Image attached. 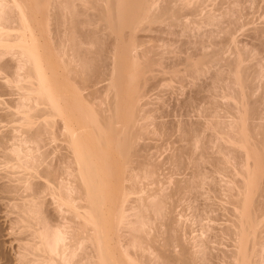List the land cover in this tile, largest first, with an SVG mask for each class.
I'll list each match as a JSON object with an SVG mask.
<instances>
[{"label": "bare ground", "instance_id": "obj_1", "mask_svg": "<svg viewBox=\"0 0 264 264\" xmlns=\"http://www.w3.org/2000/svg\"><path fill=\"white\" fill-rule=\"evenodd\" d=\"M49 2H50V0H0V75L1 76L3 75L2 80L3 79L6 80V81H4V82H6L5 84H4V82H2V83L0 82L1 83L0 84V97H1V95H6V94L9 96H10V94L13 95L14 92L16 93V94H14V96L15 95L18 96V98H16V99L14 96H13L14 98L13 97L9 98L10 101L5 99V101H7V102L4 101L5 104H3V105L8 104L7 107L16 108L15 110H17V112H13L14 110H10V111H12L11 114L9 113V115H8V113H5L6 115H8L5 117V119H6V122L8 121V124L10 122L12 124L16 122L15 125H17L19 123L20 127L18 126L16 128H18L19 132H21V134L19 133V135H21V136L16 135L17 137L19 136L18 137L19 139L16 137L18 139L17 141H19V142L17 144L14 143L15 145L9 146V147H13V148H11V150L9 148L10 151L8 150V153L10 152V154H8V153L6 154L4 152L5 154L3 155V158L6 161L5 164L11 165V168L14 170V171L12 170L14 172V174H17V172H16L17 170L23 172V173L20 172L21 174L18 172L21 177L20 178L18 177L19 179H17V182H18V180H21L24 183V185L26 184V187L29 188L30 191L32 190L31 193L29 192V194H32L31 200L29 198L28 199L30 201L28 199H26V201H25L24 200L25 198L23 199V202L24 201H25V203L27 202L26 203L27 205L22 202V204H24L25 206L21 207L22 205L20 204V202H19V204L21 206H19V204L16 203L18 205L19 211L21 212V214H20V212L16 211V212H18V215L20 214L19 216H21L20 217L21 220L19 217H17V220L20 221V222L19 221L18 222H19V224H21V226H19L18 223L16 224V222H14V223L17 225V227L18 226L22 227V229L19 227L17 228L21 232L25 228L26 231L28 230L27 232L26 231L25 232L29 235L28 232L31 231L32 235L30 233L31 236L29 235L30 236L29 238L31 239V237H32V241H33L32 242L29 239L28 244L26 243L27 240L23 242V243L27 244L28 246L27 245L23 246L21 244L22 242L20 243V241H19V243L23 247L20 246V248H22V250L21 249L17 250V251H19V250L21 251V255L19 254L20 251L18 253L20 255L19 259L17 258L19 260L18 264H195L196 257L194 254H196L197 257H199L201 255L203 249H200V248L202 246H204V250H205V245H206L205 241L206 240L201 242V240L199 239L200 242H198V245L195 244L199 248L198 253H196L197 250L194 253L193 250H190V248L192 249V247L189 248L188 245L186 246L184 244L185 242L182 241V237L180 239L179 237H177L176 234H174L173 232L171 234H169L170 232H168V231H167L168 235H165V233L163 234L162 230L160 231V227H159V229L156 228L158 225L163 226L162 224H157V221H155L156 215L161 214L163 217H165L164 214H162V211L164 212L165 207H163L164 210L161 208V206H165V205H163L165 202L161 201L162 198L160 199V202H156L155 204H152V202L149 204L145 202V201L148 202L149 199L144 200L145 198L143 199V198H138V197H137V199L132 198L134 194H137L140 192L138 189L139 185H137V187H136V183H137L136 181L137 180H135V178L137 176H134L135 174L132 175V173H133L132 171L137 168L136 164H135L136 166H133L135 163L134 158L136 156L135 155L136 154L135 153L136 148H135V152H134V147H136V146H134V144L137 143L136 142L137 140H132L131 136L133 137V133L129 132V130L132 131V129H133V128L131 129V126H134V124H133L134 118L133 117H134V114L136 112H134V114H132L133 115L132 118L127 120V122L123 125V128L120 130V132L116 131L117 125L119 124L118 122H117L118 123L117 125H115L116 121L114 122V120L113 121L111 120V122H110V120H108L109 123H106V122L103 123V118L101 117V115L102 116L105 115L103 112L105 109L102 111L103 114L101 112L102 109H100V111L98 112L97 108L99 107V105L95 106V107H97V108H95L94 105L96 103L93 104V99H91L92 102H90L91 101L90 99H89L90 101L87 100L88 99L87 97L91 98L90 97L91 93L89 92L90 95L88 93H85L86 94L85 95L84 94L85 91L82 93V91L86 90V89H87L86 90L87 92L92 91L90 89H93V87L95 86V83L88 82L90 80H88L87 78L93 77L92 75L90 76L88 74L89 75L88 77L85 76V74H86L85 72H87L86 70L88 69V67L92 66V65L91 66L88 65V63H90V61H88V63H87L88 67L86 64L84 65V66H86L87 69L83 68L84 70H82L81 66L84 62L87 61L86 60L87 58H85L86 56L84 57V54L82 53L83 51L80 54L83 55L84 59L82 60L80 58H77V57H79V56H76L77 54L79 55V53H77V52H80V50L79 49L75 50L76 47L74 48L73 43L71 44V42L73 41V38H75V36H76L75 35L76 32L71 31L72 33H74V35H71V36H74V37L72 39L70 37L66 39V38H64V36H62L65 33L62 32V33H64V34H62L61 33L62 29H60L58 27L60 30L58 31L55 28L56 32H53L54 35L55 34L57 35V37H56V35L55 36L50 35V34H52V31L54 29L52 30L50 28L51 22L49 19L46 20L44 24L42 22H38L39 24L36 23L38 16L40 15V13H42L40 11L42 8V5L44 8H46L48 6V11H49V8L51 7V4H49ZM65 2H66L65 0H64V3L62 1L63 6L65 5ZM118 2H119V4H117ZM56 3H57V1H56ZM56 3H54V4H56ZM105 3H104V5H105ZM68 4L70 5L69 2H68ZM73 4H75V3H73ZM114 4L118 7V8L116 7V9H118L117 13L119 12L118 14H120L121 12L123 13L126 10L132 11V14L131 15L129 14L130 17L129 16L127 17V15H128L127 13H126V15H125V13H123L125 15V17H127V19H126L122 15L124 20L126 19V22H127L128 18H130V20H128V22H131V21H133V23L135 21L137 22L139 20V18H141V17H139V15L140 16L143 15V14L142 15L139 14L140 10L135 9L133 7L134 5L132 3V0H119V1L116 0L114 2ZM61 5H59V7ZM66 5H67V2H66ZM76 5H75V7H76ZM52 7H54V6H52ZM66 7H68V5ZM65 8L64 9L62 8V9L65 10ZM133 8H134V11H133ZM95 14H97V13L95 12ZM159 16H160V14H159ZM80 18H78V19H80ZM104 18H106V17H104ZM96 19H97V17H96ZM117 19H119V18H117ZM211 19H213V18H211ZM124 20L122 19V22ZM212 22H214V20H212ZM212 22H211V24H212ZM85 24H87V23H85ZM119 25H121V24H119ZM58 26H59V24H58ZM78 26H79V24H78ZM95 29H97V28H95ZM87 31H88V29H87ZM65 32H67V31H65ZM58 33L61 36L58 37ZM78 34H81V32ZM89 35H91V34H89ZM53 36L56 37V39L54 38L56 40V43H55V40L52 42ZM78 36H79V38H78ZM78 36H77V39L80 40V37H81L84 41V37H82L80 35H78ZM100 37H102V36H100ZM57 38H60V39H57ZM69 39H71L70 44L74 48L73 50L76 51V54H75L76 57L71 55V54L75 53L73 51H71V52H73L71 54L67 53V47L70 46L68 44ZM91 40H90L91 44L92 43L95 44L98 42L97 40H96V42H94L95 39H91ZM83 41H82V43L80 41H78V42L83 44V43H85V41L84 42ZM224 42H225V40H224ZM76 43H74V44H76ZM131 44H132V42H131ZM216 45H217V43H216ZM71 46L68 48L69 49L68 52H70V49H72ZM75 46H78V45H75ZM105 46H106V44H105ZM220 46H222V45H220ZM225 46H227V45H225ZM133 47H134V45H133ZM90 51H91V49H90ZM95 52H97V51H95ZM86 53H88V52H86ZM202 53H204V52H202ZM68 54H69V56L71 55V57L75 61L76 60L78 61V59L80 60L81 64H80V62H79V64L81 66L79 68L82 70L81 72H79L80 69H77L78 66L77 67L74 66V68L76 67L75 69H77V70L72 68L73 65L75 64V61L71 60V62L74 61L72 63L73 65H72L71 62L68 60L69 59L68 58L69 56L67 57ZM192 54L194 55V53H192ZM215 54H216V51H215ZM206 55L208 56V54H205L204 56L207 57ZM219 55H221V54H219ZM219 55L217 54L216 56L220 57ZM71 57H70V59H71ZM244 57L247 58V55ZM249 57L250 56H248V58ZM196 58H198V57H196ZM202 58H204V57L202 56ZM215 58H217V57H215ZM239 58L237 59V63H238V60L240 62ZM190 59H191V57H190ZM194 59H195V57H194ZM208 59H206V61ZM211 59H210V61H211ZM234 59H236V58H234ZM84 60H86V61H84ZM203 60H201L200 62H198V61L197 62H198V64H201L205 68L206 62H205V60L203 62ZM213 60H214V57H213ZM214 62H217V61H214ZM227 62L229 64L230 60ZM235 63H236V60H235ZM137 64H138V62H137ZM139 64H140V62H139ZM230 64L231 65L229 66L226 63V65L229 66L228 68H231V67L233 68V71H232V69H230L228 71H230V72L232 71L234 75H235L234 72H237L239 70L240 71L244 70L243 66L241 67V63H238L236 65L237 66L239 65L242 69L239 66H238L239 68H237L234 65V63L232 64L230 62ZM76 65H78V62H76ZM95 65H96V63H95ZM192 66H190V67H192ZM199 66L200 65L196 66L199 69H196V67H195L196 70H194L192 67L191 70L193 69L195 72L197 70L199 71L200 69L203 68L202 66H200L201 68ZM139 68H141V67H139ZM92 69H93V67H92ZM74 71L76 74H72V73H74ZM94 71H95V69L92 70L93 73H94ZM95 72H97V71H95ZM242 72H240V73L237 72V73H239V75H241ZM193 73L194 72H192L191 74H193ZM229 73H228V75H229ZM82 75H84V76H82ZM136 75H137V73H136ZM199 75H200V73H199ZM245 75H246V73H245ZM1 76H0V78H1ZM194 76H196V75H194ZM221 76H222V74H221ZM237 76H238V74H237ZM237 76H235V77L233 76V77L236 79ZM247 76H249V75H247ZM224 77L225 76L223 74V78ZM241 77L243 78V75L237 77V80H235L236 83L234 81L233 82H234V85L236 84L235 85L236 88L243 85L242 86L243 88L242 87L239 88V91L241 89H244L243 91L241 90L240 92H242L244 94V95H242L243 97H246L245 96L246 94L244 93L245 92L244 85L247 81H249V79L248 78L246 79V76H244L245 77L244 81H242V80H240V79H242ZM97 78H98V76H97ZM99 78H101V77H99ZM131 78H129V79H131ZM89 79H92V78H89ZM227 79H228V77H227ZM255 79H256V77H255ZM132 80H131V82L129 81L130 85L132 84ZM220 80H219V82L223 81V80L222 81H220ZM238 80H240V81H238ZM99 81H101V80H99ZM214 81H215V79H214ZM225 81H226V78H225ZM237 81L240 83L242 81L240 86H239L240 83H238ZM95 82L97 83V81H95ZM229 82H231V81H229ZM89 83H91L92 86L94 84V86L92 87ZM212 84H214V83H212ZM97 85H98V83H97ZM246 86H249V85H246ZM90 87H92V88H90ZM232 88H233V86H232ZM236 88H234V89H236ZM215 89H217V88H215ZM227 89H229V87ZM249 90H251V89H249ZM94 91H95V89H94ZM94 91H92V94L95 95L96 91L95 92ZM239 91L237 89V91H235V92L231 91V92L234 93V95L237 94V96H238ZM229 92H227V93L229 94ZM224 93H226V92H224ZM70 94H72V96ZM228 94H225V95L230 96L232 99L234 97H236V95L233 96V94L232 95H228ZM250 94H252V93H250ZM94 95H92V96H94ZM222 95H223V93H222ZM95 96L93 98L95 100H98L99 98H98L97 94ZM239 96H241V95H239ZM239 96L237 98H235V100L237 101L241 98L242 102H243L244 98L242 96L239 98ZM3 97H5V96H3ZM99 97H100V95H99ZM220 97H223V96L220 95ZM11 99H13V100H11ZM247 99H248V101H250L249 98H247ZM229 100H227V101L229 102ZM245 100L246 99H244V102H243L244 104H242L241 100L237 101V103L240 102L243 105V108H242V106H240V105L237 106V104H236V106L238 107L236 109H239V107H241L238 111L233 110L235 112H238L237 114H235L234 112H230V111H232L231 108L233 106L229 107L231 109V110L229 109V113H231V115L229 114V117L232 116L235 119L234 121H231L229 124H227V122L223 123V122L219 121L221 123L217 124V125H215V123H214L215 121L213 122L214 125H212V126H214V127L211 126V128L216 130L215 131V132H217V133H215V134H217L216 138H217V140H220L219 144L217 143L218 141L216 140L217 141L216 143L219 146V149H217L216 151L220 155H217L218 158L214 157L210 154H205V155H208V156L210 155V156L215 158V159L212 158L213 160H215V162L214 161L212 163L210 162L212 164V169H213L212 171H215L213 173H215V175L217 173H219L218 175L222 176V177H220V179H223V180H225L227 177H230L231 178V179L229 178L230 180H227L228 178L226 180H227V182L229 181L233 184V185L230 184L233 187L230 186V189L228 188V192L226 191V193H227L226 195L229 196L228 197L229 200L226 199V201L228 200L227 201L228 204H231V206H233L232 207L233 210L230 207L231 208V211H230V208H228L227 206H225L224 203L221 202L225 208L226 207L228 208L227 209L228 212L229 211L231 212V216L227 215L230 218L227 217L228 220L225 218L231 224L229 223V226L226 225L223 227V225H222L223 222H222V224H221L222 229H221L220 233L222 232L221 236L224 237L225 239L230 238L231 240H233V242H235V243H233L234 244L233 247L235 250L233 249L231 251L233 253H231L230 255H228V253L230 252L229 250H228L229 252L227 253V255L224 252L223 253L226 255V257L231 259L230 262L233 264H260L261 260L263 261V259L259 258V256L261 254L262 255L264 254L263 253L264 252V237L261 234L263 230L261 231L259 229L262 226L261 225V217L263 219L262 214H263L264 208L259 203V202H261L259 200L260 198L257 199L256 196L264 197V182L257 184V179H258L259 173L264 171V137H262L263 135H261L262 134L261 131H263V130H261V129H263V128H261V126H260L261 129H258V130H257V128L259 126L257 128H254V129L252 126L253 121L251 119H254V121H255L256 116H254V115L256 113L258 116V112L255 113V111H254L255 107L252 108L253 107L252 105L254 102L253 103L249 102L248 104L251 103V105L249 106L248 104L245 105V103L248 102L247 100H246L247 102H245ZM137 102H139V101H137ZM213 102H211V103H213ZM244 105H245V107H244ZM135 106H137V105H135ZM254 106H256V104ZM6 108H4V109H6ZM215 108H217V107H214V109ZM241 109H243V110H241ZM71 110H73V111H71ZM218 110H219V107H218ZM255 110H257V109H255ZM106 111H109V110H106ZM111 111H113V109H111ZM115 111H116V109L114 110V112ZM118 111H117V114H118ZM98 113L99 114L101 113V114L99 115ZM105 113H107V112H105ZM2 114H4V113H2ZM5 114H4V116H5ZM214 114H216V113H214ZM221 114H224V113L221 112ZM118 117L119 116H117V118ZM5 119L3 118L4 121H5ZM223 119H224V117H223ZM105 120L107 121L106 118H105ZM11 123H10V125H11ZM209 123H210V121H209ZM22 128H23V130H22ZM203 129H205V128L201 127V130H203ZM12 130H11V132H12ZM139 130H141V129H139ZM259 130H261V131H259ZM11 132H9L10 135H12ZM16 132H18V130H16ZM129 133L132 135H130ZM192 133H194V131H192ZM134 134L135 135H134L133 139H135V136H137L136 133H134ZM201 134H202V132H201ZM139 136H141V135H139ZM193 136H192V139H194ZM198 136L200 137L199 134H198ZM14 138H15L14 136L11 137V139H13L15 141L16 138L15 139ZM196 138H198V137L196 136ZM6 139H7V137L5 139H0V147L2 149L4 148V150L5 149L7 150L8 149L7 144H9L11 141H13V140H10L8 143ZM9 139H10V137H9ZM136 139H137V137H136ZM5 141L7 144L5 143ZM197 141H198V139H197ZM197 141H195L196 144H198ZM134 142H136V143H134ZM214 143H215V141H214ZM48 147H49V149H48ZM214 148H216V147H214ZM205 151L207 152V149ZM201 153H202V151L200 152V154ZM1 154H3V153H0V157H2ZM215 154H216V152H215ZM199 160H201V159H199ZM207 160H206V162L209 163V161H207ZM210 160H211V158H210ZM5 161H3V162H5ZM198 162L199 161H197V163ZM210 163H209V165H211ZM230 164L231 165L234 164L235 169L236 170L238 169V170L236 171L235 169H233L234 166L230 167ZM238 164H240L241 167L238 166ZM6 166H5V168H6ZM143 166H144V163H143ZM143 166H141V167L143 168ZM236 166L240 167V168H237ZM134 167H136V168L134 169ZM231 168L235 172L233 170H230ZM208 169H210V168H208ZM9 170H10V168H9ZM139 171H141V170H139ZM145 172H147V171H145ZM192 172H195V171H192ZM200 172H202V171H200ZM209 172H207V173H209ZM233 172H234V175H233ZM8 173H10V172H8ZM138 173H140V172H138ZM207 173H205V174H207ZM235 173H238L237 175H241L243 177V179H240V180L236 179L237 177H240V178H242V177L236 175L237 177L235 178ZM147 174H149V172ZM197 174L200 177L201 173L200 174L197 173ZM197 174H196V172L194 173V175H197ZM142 175H143V173H142ZM202 175L203 174H201V176ZM208 175L206 176V179L208 178ZM215 175H212V176H215ZM10 176L12 177V174L9 175V177ZM139 177H140V175H139ZM149 177H150V175H149ZM2 178H3V176H2ZM13 178H15V177L13 176ZM16 178H17V176H16ZM41 178L46 181L45 183H47V184H44V185H46L47 187L44 186V188H43V184L41 185V183L39 181ZM143 178H146V177H143ZM214 178L217 181V178L216 177H214ZM136 179H138V178H136ZM139 179H141V177ZM9 180H11V178H9ZM34 180L36 182H34ZM44 180H42L43 181L42 183H44ZM212 180H213V178H212ZM13 181H15V180L13 179ZM37 181H39V182H37ZM218 181L220 182V180H218ZM19 183H21V182L19 181ZM38 183H39L40 187L42 186L41 189H44V191L47 190L51 194V195H49V193L46 191L48 193V197L53 195V197L55 199L54 204L58 205L56 207L57 211L55 210L54 212L55 213L56 212L62 213L59 215L56 213L57 215H55L58 217L62 215L60 218V221H63V222H60V221H59V223L56 222V224L58 223L57 226L55 224H53L54 219H52L53 218L52 216L55 213L54 212L50 213L51 216H49V214L47 215L48 211L46 213H45V211L48 209L46 208V210H45V208H43L44 206H42V203H41L42 201L45 203V201L42 200L41 198L39 199L40 194L37 195L39 190L37 191L38 186L36 187L35 184H38ZM5 184H8V183H5ZM22 184L19 186H22ZM190 184H191V182H190ZM203 184H205V183H203ZM13 185H12L11 191L9 189H7L9 187V185L8 186L6 185L7 188L4 187L3 191L7 190L6 192L9 191L10 192L9 194H11L12 191H16V192L19 191L18 189H20V188H18L17 184L14 185L18 188L16 190L13 188ZM185 186L186 185H184V187L183 186L182 187L185 189H188ZM223 186H224V184H223ZM45 187H46V189H45ZM179 187H181V185H179ZM189 187L191 188V186H189ZM10 188H11V186H10ZM27 188H25V186H24L25 190H27ZM29 189L27 191H24V190H22V191L26 195V192H28ZM38 189H40V188H38ZM41 189H40V191H41ZM144 189H143V191H144ZM207 189H209V188H207ZM222 190L225 191V189H223V187H222ZM44 191H43V194L44 193L46 194V192H44ZM143 191H141V192H143ZM180 192H182V191H180ZM14 193L15 192H13V194ZM17 193H16V195L18 196ZM223 193H222V195L224 196L225 194H223ZM13 194L10 195L8 199L14 197L15 194H14V196H13ZM21 194H22V196L24 195L23 193H21ZM21 194L19 195L20 196L19 199L22 200L23 197L21 198ZM139 194H137V195H139ZM206 194H207V192H206ZM142 195H141V197H143ZM151 196H152V194H151ZM164 196H167V195L164 194L162 197H164ZM26 197H29L28 194ZM45 197H42V198H44L46 200ZM53 197L51 199H53ZM154 197H156V196H154ZM15 198L17 199L18 197H15ZM15 198H13V200H15ZM221 198H222V196H221ZM157 199H158V197H157ZM218 199H220V198H218ZM40 200H41V202H40ZM162 200H164V199H162ZM257 200H259V202ZM151 201H152V199H151ZM47 202L49 203V201H47ZM217 202H218V200H217ZM224 202H225V199H224ZM262 202H264V201H262ZM16 204L14 205L15 207L17 206ZM150 204H152V205H150ZM52 205L53 204L51 203V207H52ZM14 206H12V207H14ZM53 206H54L53 208H55L56 205H53ZM45 207H46V203H45ZM18 208L17 207L14 208V211L18 210ZM53 208H51V209H53ZM222 209H223V207H222ZM166 210H167V208H166ZM230 212H229V214H230ZM223 215H225V214H223ZM159 217H160V215H159ZM217 218H218V216H217ZM211 219H212V217H211ZM157 220L159 222V219H157ZM222 220H223V218H222ZM225 222H224V224H225ZM160 223H164V222L160 221ZM154 224H155V226L157 224V226L155 228L158 230L155 233L152 232L155 229L153 226ZM13 226H15V225L12 224V227ZM214 228L215 227H213V229ZM170 229H172V228H169V230ZM219 229H220V227H219ZM203 230H205V229H203ZM19 231L17 233H19ZM259 231H260V233H259ZM15 232H16V230H15ZM25 232H22V233H25ZM28 235H26V236H28ZM216 235H217V233L214 236H216ZM26 236L25 237L22 236V238L26 239L27 238ZM220 237L218 236V238H220ZM181 241H182V243H181ZM187 241H190V240L187 239ZM211 241H213V240H211ZM221 241L217 240V243H219V242L222 243ZM222 244H224V243H222ZM226 245H228V244H226ZM178 247H180L179 250H177ZM193 247H195V246H193ZM216 247H217V245H216ZM199 251L201 253L198 256ZM202 254L204 255L203 256L204 258L201 257V259L203 258L201 261L204 262L203 260L207 257H205L204 253H202ZM215 254H217V253H215ZM224 256H222L223 261H224ZM210 258H207V259H210ZM258 258L260 259V262H259ZM226 261H228V260H226Z\"/></svg>", "mask_w": 264, "mask_h": 264}, {"label": "rangeland", "instance_id": "obj_2", "mask_svg": "<svg viewBox=\"0 0 264 264\" xmlns=\"http://www.w3.org/2000/svg\"><path fill=\"white\" fill-rule=\"evenodd\" d=\"M56 1H57V3H56ZM62 1L64 3V0H55V1L50 0L49 4H51V7H50L51 9L49 8V11H48V6L46 8H44L42 5V8L40 10L42 13H40V15L38 16L36 23L39 24L38 22H42L44 24L45 21L49 19L51 22L50 28L52 30L54 29L52 31V34H50V35H54L53 32H56V30L59 31L60 29H62L61 33L64 32L65 34L62 33V34H64V35H62L60 32L59 33L62 36H64V38H66V39L69 37L72 39L74 37V36H71V35H74V33H72L73 31H75L76 33L81 32V34L75 33V35H76L75 38L77 39V36L80 35V36L84 37L85 43L81 44L83 39L80 37V40L79 39L76 40L75 38H73V41L71 42V44L73 43L74 48L76 47L75 50H77V49L80 50V52H77V53H79V55L78 54L76 55V56H79L77 58H80L82 60L84 59L83 55L80 54L83 51L82 53L84 54V57L86 56L85 58H87L86 59L87 61L84 60L86 62L83 61L84 63L82 62L83 64L81 66L80 65L81 62L79 59H78V61L77 60L75 61L71 57V55L75 56V54H76V51L73 50L74 48L70 44L71 39H69L68 44L72 47V49H70V52H68V50H69L68 48L70 47V46H68L67 47V53H69V54H71L73 52H75V53L71 54L70 56L68 54L67 57L69 56L68 57L69 59L67 57L66 58L70 62H71V60L75 61L74 65L72 64L74 61L71 62V64L73 65V67L72 66L71 67L73 69H75L77 66H78L77 69H80L79 67L81 66L82 70H84L83 68H86V66H84V65L85 64L87 65L88 61H90V63H88V65H90V66L92 65V66L88 67V65H87L88 69L86 68L87 69L86 71L88 73L85 72L87 75L85 73L84 74L87 77L89 75L93 76V77H89L92 79L87 78L88 80H90L88 82L95 83V86L93 84L94 87L91 85V83H89L93 87V89H90L92 87H90L89 89L92 91H94V89H95L96 94H97L99 99L95 100L93 97L96 94L95 95L92 94V91L87 92L86 91L87 89L83 90L82 93L84 91H85L84 94L88 93L90 95V93H91V95H90L91 98L87 97L88 98L87 100L93 99V104L96 103L94 105V107L99 105L98 108L95 107V108H97L98 112L100 111V109H102L101 112L105 109L103 111L105 115H103V116L101 115V117L103 118V123L104 122L109 123L108 120H110V122H111V120L112 121L114 120V122L116 121L115 125H117L119 123L117 125V128H116L117 132H120V130L123 128V125L127 122V120L132 118V116H133L132 114H134V112H136L134 114V117H133L134 118L133 124L135 127L131 126V129L132 128L133 129H132V131L129 130V132L133 133V137L131 136L132 140H137L136 141L137 143L134 142V143H136V144H134V146H136V147H134V152H135V148H136V152H135L136 154L135 155L137 157L135 156V158H134L135 163L133 166L137 165L136 167L138 169L136 167H134V169L136 168L137 170L136 169L133 170L132 175L135 174L134 176H137L136 178H138V179L135 178V180H137L136 181L137 182L136 187H137V185H139V187H140V188L138 187L140 194L137 193L139 195L134 194L133 197L132 196L131 197L133 199H135V198L137 199V197L143 198V199L145 198L144 200L149 199L148 202L145 201L148 204L151 202H152V204H155L156 202H160L161 198L164 199V200L161 199V201L165 202L163 204L165 206H161V208L163 209V207H165L164 208L165 210L164 209L163 210L166 214L162 211V214H164L165 217H163L161 214H159L160 217H159V215H156V220H155V221H157V224H162L164 227L161 225L157 226V224H156V226H157L156 227L154 224L153 225L154 228L156 227L157 229H159V227H160V231L162 230L163 234L165 233V235H168V232H170L169 234H171L173 232L180 239L182 237V241L185 242L184 244L186 246L188 245L189 248L192 247V249L190 248V250H193L194 253L196 250H197L196 253H198L199 248H198V246H196V245H198V242H200V240H201V242L206 240L205 241L206 242L205 250H204V246H202L203 248L201 247L200 249H203L202 253L205 254V257H207V258L211 257V258L210 259L205 258L206 260L204 259L203 260L204 262H202L201 260L204 258L203 257L204 255L199 251L198 256L200 255V253L202 256L200 255L199 257H197L196 254H194L196 257L195 264H198V263L199 264H214V263L215 264H219V263L220 264H230L231 259L226 257V255L229 251L230 252L228 253V255L233 253L231 251L234 249L233 243H235V242H233V240H231L230 238L225 239L224 237H222L221 236L222 232L220 233V231L222 229L221 228L222 225H223V227L226 225L229 226V223H230L227 221L228 220L227 217L231 216L230 211H231V208L233 206H231V204H228V202H227L229 200V198H228L229 196L226 195L227 194L226 191L228 192V188L230 189V186L233 187L232 186L233 184L229 181H228L229 183L227 182V180L231 179L230 177H227L228 179L225 177L227 180L225 178H224L225 180H223V179H220V177H222V176L221 175L219 176L218 175L219 173H217L215 175V173H213L215 171H212L213 169H212L211 163L213 161L215 162V160H213V159H215L214 157L218 158L217 155H220L216 151L217 149H219L218 144L220 143L219 142L220 140H217V138H216L217 134H215L217 132H215L216 130L212 129L211 126L214 125L213 124L214 121H215L214 122L215 125L220 124L221 122H223V123L227 122V124H229L231 121H234L235 119L232 116L229 117V114L231 115V113H229V109H230L229 107L233 106L231 108L232 111H230V112H234L235 114H237L238 112H235L233 110L238 111L241 108V107H239V109H236V108H238L237 106H239V105L242 106V108H243L242 104H244L243 103L244 99H246L248 101L247 98H249L250 101L247 102L245 100V102H247V103H245V105L248 104L249 102H251V103L254 102L252 105L253 107L252 106L251 107L252 108L255 107V109H257V110L254 109L255 113L258 112V116H257V113L254 115V116H256L255 121H254V119H251L253 121V122L251 121L253 129L257 128L258 126L259 127L257 128V130L263 128V129H261L263 131H261V130H259V131L262 132L261 135H263L262 137H264V134H263L264 133V127H263L264 126V110H263L264 109V47H263L264 46V0H156V1L155 0H150V1L149 0H146V1L145 0H140V1L136 0L137 2L135 0H132V3L134 5L133 7L135 9L140 10L141 13L139 12V14H141V15L143 14L142 16L139 15V17H141L142 19L139 18L140 21L138 20L139 22L135 21L134 23H133V21L128 22V20H130V18H128V20L126 22L127 17L128 16L130 17V15L132 14V11L126 10L123 12V13H125V15H126V13L128 14L127 17H125V15L122 12L120 14H118L119 12L117 13L118 9H116L117 6L114 4V2L116 0H99V1L98 0H69V1L65 0L67 2L68 7H66L67 6L66 2H65V5L63 6ZM117 1H119V0H117ZM68 2L70 3L71 6L68 4ZM54 3H56V4H54ZM73 3H75V4H73ZM104 3H105V5H104ZM117 4H119V2ZM59 5H61V6L59 7ZM75 5H76V7H75ZM52 6H54V7H52ZM55 7L56 8L58 7V8L56 9ZM62 8L63 9L65 8V10H63ZM134 8H133V11H134ZM95 12L97 14H95ZM159 14H160V16H159ZM122 15L126 18L125 20L122 17ZM103 16L106 18H104ZM96 17H97V19H96ZM78 18H80V19H78ZM117 18H119V19H117ZM211 18H213V19H211ZM122 19L124 20L123 22H122ZM212 20H214V22H212ZM211 22H212V24H211ZM85 23H87V24H85ZM58 24H59V26H58ZM78 24H79V26H78ZM119 24H121V25H119ZM55 28H56V30H55ZM95 28H97V29H95ZM87 29H88V31H87ZM65 31H67V32H65ZM59 33H58V37L61 36V35H59ZM89 34H91V35H89ZM54 36H53L52 42L57 37V35H56V37H54ZM100 36H102V37H100ZM78 38H79V36H78ZM57 39H60V38H57ZM91 39H95L94 42H96V40L98 42L95 44L94 43L91 44L90 43ZM224 40H225V42H224ZM78 41H80L81 43ZM131 42H132V44H131ZM55 43H56V40H55ZM74 43H76V44H74ZM216 43H217V45H216ZM105 44H106V46H105ZM75 45H78V46H75ZM133 45H134V47H133ZM220 45H222V46H220ZM225 45H227V46H225ZM90 49H91V51H90ZM71 51H73V52H71ZM95 51H97V52H95ZM215 51H216V54H215ZM86 52H88V53H86ZM202 52H204L205 54H208V56L207 55L206 56L209 59L207 57H205L204 56L205 54ZM192 53H194V55ZM217 54L218 55L221 54V55H219L220 57L216 56ZM246 55H247V58L244 57ZM202 56L204 58H202ZM212 56L214 57V60H213ZM248 56H250V57L248 58ZM70 57H71V59H70ZM190 57H191V59H190ZM194 57H195V59H194ZM196 57H198L199 59ZM215 57H217V58H215ZM205 58L208 60L206 61ZM234 58H236V59H234ZM238 58L240 59V62L238 60V63H241V67L243 66V69H244V70H242L243 72L240 70L237 71L239 73L242 72L241 75H243V78L241 77L242 79H240V80L244 81V78H245L244 76H246V79L247 78L249 79V81H247L245 79L247 82L246 83L244 82L245 83V85H244L245 92L244 93L246 94L245 95L246 97H243L242 95H244V94L242 92H240L241 90L243 91L244 89H241L239 91V88H241L243 86V85L240 86L242 81H241V83L238 82L240 80L237 81L238 83H240L239 84L240 87L236 88V86H235L236 84L234 85V82L236 83L235 80H237V77L241 76V75H239V73H237V72H234L235 73V75H234L232 72L233 68L232 67L228 68L231 65L230 62L232 64L234 63V65L237 68H239L240 66L238 65L239 66L238 67L236 65V64H238L237 63ZM203 59L206 62L205 68L201 64H198V62H200ZM210 59H211V61H210ZM204 60H203V62H204ZM229 60H230V62L228 64L227 61H229ZM235 60H236V63H235ZM214 61H217V62H214ZM76 62H78V65H76ZM79 62H80V64H79ZM137 62H138V64H137ZM139 62H140V64H139ZM95 63H96V65H95ZM226 63L229 66H227ZM198 65L202 66L203 68L200 69L199 71L197 70L196 71L197 73H196L194 70L199 69L196 67ZM74 66H76V67L74 68ZM190 66H192L194 70L193 69L191 70L192 67H190ZM92 67H93V69H92ZM139 67H141V68H139ZM195 67H196V69H195ZM77 69H75V70H77ZM94 69L97 72L94 71V73H93L92 70H94ZM230 69H232L231 72L228 71ZM82 70L80 69L79 72H81ZM192 72H194V73L191 74ZM136 73H137V75H136ZM199 73H200V75H199ZM228 73H229V75H228ZM236 73L238 74V76ZM245 73H246V75H245ZM72 74H76L75 71ZM221 74H222V76H221ZM223 74L225 76L224 78H223ZM194 75H196V76H194ZM247 75H249V76H247ZM82 76H84V75H82ZM97 76H98V78H97ZM233 76L234 77L237 76L236 79ZM2 77H3V75L0 78L1 83L6 81L4 79L2 80ZM99 77H101V78H99ZM227 77H228V79H227ZM255 77H256V79H255ZM129 78H131V79H129ZM225 78H226V81H225ZM214 79H215V81H214ZM99 80H101V81H99ZM131 80H132V84L130 85L129 83L131 82ZM219 80L220 81L223 80V81L219 82ZM95 81H97L98 85ZM229 81H231V82H229ZM5 83L6 82H4V84ZM212 83H214V84H212ZM246 85H249V86H246ZM232 86H233V88H232ZM228 87H229V89H227ZM215 88H217V89H215ZM234 88H236V89H234ZM237 89L239 91V95H241L244 98L243 102H242V99L240 98L241 96L238 95L240 98V99L239 98L238 99L241 100L242 104L240 102L237 103V101H239V100H237V101L235 100V98L238 97L237 94H235L236 97L233 98L235 101L230 96L225 95V94H228L227 92L230 91L228 95L233 94V96H235L234 93H232V92L237 91ZM249 89H251V90H249ZM221 92L223 93V95ZM224 92H226V93H224ZM250 93H252V94H250ZM14 94H16V93L14 92ZM14 94L13 95L10 94V96L7 94L1 95V97H0V117L1 118L4 116L5 113H8V115H9V113L11 114L12 111H10V110H14L13 112H17V110H15L16 108L10 107L11 108L10 109L9 107H7L8 104L3 105V104H5V102H7V101H5V99L10 101L9 98H12L14 96ZM70 95L72 96V94H70ZM92 95H94V96H92ZM99 95H100V97H99ZM220 95L223 97H220ZM3 96H5V97H3ZM14 97H15V99L18 98V96H16V95ZM11 100H13V99H11ZM227 100H229V102ZM137 101H139V102H137ZM90 102H92V100ZM211 102H213V103H211ZM251 103L248 105L250 106ZM236 104H237V106H236ZM255 104H256V106H254ZM135 105H137V106H135ZM245 105H244V107H245ZM214 107H217V108L214 109ZM218 107H219V110H218ZM4 108H6V109H4ZM114 108L116 109L115 112H114V110H115ZM111 109H113V111H111ZM106 110H109V111H106ZM241 110H243V109H241ZM71 111H73V110H71ZM117 111H118V114H117ZM103 112H102V114H103ZM105 112H107V113H105ZM221 112L224 114H221ZM2 113H4V114H2ZM212 113L213 114L216 113V114L213 115ZM8 115L5 114V116L3 118L5 119V117ZM117 116H119V117L117 118ZM223 117H224V119H223ZM1 118H0V127H1L0 128V137H1L0 139H5L7 137L6 140L9 143L10 140H13V139H11V137L14 136L16 138L17 137L16 135H19V133L21 134V132H19V129L16 128L18 126L20 127V124L18 123L17 125H15L16 122L13 124L10 122L11 123V125H10V123L8 124V121L6 122V119L4 121L3 118L2 119ZM105 118L107 119V121L105 120ZM209 121H210V123H209ZM219 121H221V122H219ZM260 126H261V128H260ZM201 127L205 128V129L201 130ZM212 127H214V126H212ZM139 129H141V130H139ZM11 130H12V132H11ZM16 130H18V132H16ZM22 130H23V128H22ZM199 130L202 132V134ZM192 131H194V133H192ZM9 132H11L12 135H10ZM134 133H136V135H137V136H135V139H133L134 135H135ZM198 134L200 135V137L198 136ZM130 135H132V134H130ZM139 135H141L142 137ZM8 136L10 137V139ZM19 136H21V135H19ZM192 136L194 137V139H192ZM196 136L198 138H196ZM136 137H137V139H136ZM17 138L15 141L13 140L14 142L11 141L12 142V143L10 142L11 144L10 143L7 144L5 141V143L8 145L7 150L6 149L4 150V148L2 149L0 147V149H1L0 153H3V154H1L2 157H0V159H1L0 160V162H1L0 163V165H1L0 166V179H1L0 180V264H18V262H19L18 259H19V256L21 255V251L19 250L20 251V253H19V251H17V250L18 249L22 250V248H20L21 244L23 246L27 245L29 242V239H30L29 237L32 235V232L29 231L28 232L29 235L31 233V235L29 236L26 233L28 230L26 231L24 227H23L24 231L22 230V232L26 231L25 233H22L21 231H19V229H17L19 226H21V224H19L20 221L17 220V217H19V218L21 217V216H19L21 214V212L19 211L18 205L16 204V203L19 204V202H20V204L22 206L20 204H19V206H21V207L25 206L24 204H22L23 199L25 198L24 199L25 201L28 198L31 200L32 194H29V192L31 193L32 190L30 191V189L26 187V184L24 185V183L21 180H18V182H17V179H19L21 177L19 175V173L21 171L15 170L17 172V174H14V172H13L14 170L11 168V165L5 164L6 161L3 158V155L5 153L6 154L8 153L9 148H10V150H11V148H13V147H9V146L15 145L14 143L17 144L19 142V141H17L19 138L18 139ZM197 139H198V141H197ZM195 141H197L198 144H196ZM214 141H215V143H214ZM49 147H48V149H49ZM214 147H216V148H214ZM206 149H207V152L209 151L210 153L209 152L207 153L205 151ZM201 151H202V153L203 152L204 153L200 154ZM215 152H216V154H215ZM8 154H10V152ZM205 154H210L214 157H212L210 155L208 156ZM209 157L211 158L212 161L210 160ZM199 159H201V160H199ZM2 160L5 162H3ZM196 160L199 162L197 163ZM206 160L209 161V163L211 162L210 163L211 165H209V163L206 162ZM143 163H144V166H143ZM5 166L8 170L10 168V170L8 171L5 168ZM141 166H143V168ZM232 166H234V164H232V165L230 164V167H232ZM238 166H240V164H238ZM240 167H237V168H240ZM208 168H210V169H208ZM233 169H235V166ZM233 169L231 168L230 170H233ZM139 170H141L142 172ZM144 170L147 172H145ZM192 171H195L196 174L197 173L203 174L202 175L203 177L201 176V174H200V177L198 174L194 175L195 172H192ZM200 171H202V172H200ZM8 172H10V173H8ZM138 172H140V173H138ZM148 172H149V174H147ZM207 172H209V173H207ZM234 172H233V175H234ZM21 173H23V172H21ZM142 173L144 176L142 175ZM205 173H207V174H205ZM8 174L9 175L12 174V177L11 176L9 177ZM237 174L238 173H235V178L237 176H241V175H237ZM139 175H140L141 179H139L140 178ZM141 175L143 177H146V178H143ZM149 175H150V177H149ZM207 175H208L209 179L208 178L206 179ZM212 175H215V176H212ZM2 176H3V178H2ZM13 176L15 178H13ZM16 176H17V178H16ZM214 177L217 178V181ZM9 178H11V180H9ZM212 178H213V180H212ZM13 179L15 181H13ZM236 179L240 180V179H243V177L242 178L237 177ZM35 180H34V182H36ZM42 180H44V179L41 178L39 181H40L41 185L43 184V188H44V186H46L44 184H47V183H45L46 182L45 180H44V183H42L43 182ZM218 180H220V182ZM19 181L21 183H19ZM39 181H37V182H39ZM14 182L15 183L17 182L16 184H17L18 188H20V189H18L16 186H14V185H16ZM190 182H191V184H190ZM263 182H264V171L259 173L258 179H257V184H260ZM5 183H8V184H5ZM203 183H205L206 185ZM21 184H22V186H19ZM223 184H224V186H223ZM230 184H232V185H230ZM6 185L7 186L9 185V187L7 188ZM12 185H13V188L15 190L16 189L19 190V191H17L18 193L16 191H12V193L9 194L10 193L9 191L8 192H6L7 190L3 191L4 187L11 191ZM35 185H36V187L38 186L37 191L38 190L39 191H38L37 195L40 194L39 199L41 198L46 203V207H45V203L43 201L41 202V200H40V202L42 203V206H44L43 208H45V210H46V208L48 209L45 211V213L48 211L47 215L49 214V216H51L50 213L54 212L56 210V207L58 206L57 204H54L55 199H54L53 195L48 197L49 192L47 190L46 191L48 193L46 191H44V189H41L42 186L40 187L39 183L35 184ZM179 185H181V187H179ZM184 185H186L185 187L188 189L183 188ZM10 186H11V188H10ZM24 186H25V188H27V190L29 189V191L26 192V195L22 191V190L27 191L24 189ZM189 186H191V188ZM46 187H45V189H46ZM222 187H223V189H225V191L222 190ZM38 188H40L41 191ZM207 188H209V189H207ZM143 189L145 192L143 191ZM42 190L44 192H46L47 195L45 193H44L45 194L44 195ZM141 191H143V192H141ZM180 191H182L183 193ZM13 192H15L14 193L15 196H14ZM206 192H207V194H206ZM16 193L18 194V196L16 195ZM21 193H23L24 195L22 196ZM222 193L225 195L223 196ZM12 194L14 197L11 196L12 198L8 199L9 196ZM20 194H21V198L23 197L22 200L19 199ZM27 194L29 197H26ZM151 194H152V196H151ZM164 194L167 196L162 197ZM49 195H51V194L49 193ZM141 195L143 197H141ZM154 196H156V197H154ZM221 196H222V198H221ZM15 197H18V198L16 199ZM42 197H45L46 200ZM52 197L54 200L51 199ZM157 197H158V199H157ZM256 197H257V199L260 198L259 200L261 202H259V200H257V201L264 208V202H262V201H264V197H262V196H260V197L256 196ZM13 198H15V200H13ZM218 198H220V199H218ZM151 199H152V201H151ZM224 199H225V202H224ZM226 199H228V200L226 201ZM217 200H218V202H217ZM25 201L23 203H25ZM47 201H49V203ZM221 202L224 203L225 206H227L228 208L231 207L230 211H229L230 214L227 210L228 208L227 207L225 208ZM51 203L53 205H56L55 208H53L54 207L53 205L51 207ZM15 204L17 205L16 207L18 208V210L14 211V208H16L14 206ZM152 204H150V205H152ZM12 206H14V207H12ZM50 207L53 208L54 210L51 209ZM222 207H223V209H222ZM166 208H167V210H166ZM232 210H233V208H232ZM16 211L20 212V214L18 215V212H16ZM56 213L58 215L62 214L61 212H59V213L56 212ZM56 213L54 215L52 214L53 215L52 219H54L53 224H55L57 226L62 215L58 217V216H55V215H57ZM223 214H225V215H223ZM217 216H218V218H217ZM262 216H263V219L261 217V225L262 226L259 230H261V231L263 230L261 234L264 237V225H263L264 224V210H263ZM211 217H212V219H211ZM222 218H223V220H222ZM228 218H230V217H228ZM157 219H159V222ZM20 220H21V218H20ZM160 221H162L164 223H160ZM14 222H16V224L18 223L19 226L17 227V225ZM56 222H58V223L56 224ZM60 222H63V221H60ZM222 222H223V224H222ZM224 222H225V224H224ZM12 224L15 226L12 227ZM212 226L215 228L213 229ZM219 227H220V229H219ZM19 228L22 229V227H19ZM156 228L152 231L153 233L158 231ZM169 228H172V229L169 230ZM203 229H205V230H203ZM15 230H16V232H15ZM18 231H19V233H17ZM216 233H217V235L214 236ZM259 233H260V231H259ZM26 235H28V236H26ZM22 236H24V237L26 236L28 239L27 238L23 239ZM218 236L219 237L221 236L222 238L220 237L221 238L220 239V238H218ZM187 239L190 241H187ZM30 240L32 241V237ZM211 240H213V241H211ZM217 240L218 241L222 240L221 242L224 244H222L220 242L217 243ZM19 241H20V243L21 242L22 243L20 244ZM24 241H26L27 244L23 243ZM182 241H181V243H182ZM191 241L192 242L194 241L193 242L194 244ZM226 244H228V245H226ZM216 245H217V247H216ZM23 246H21V247H23ZM193 246H195V247H193ZM179 248L180 247H178L177 250H179ZM215 253H217V254H215ZM261 255L259 256V258H262L263 261L261 260V263L262 262L264 263V254L262 256ZM222 256H224L225 262L223 261ZM201 257H203V258L201 259ZM226 260H228V261H226ZM259 262H260V259H259ZM231 264H233V263H231Z\"/></svg>", "mask_w": 264, "mask_h": 264}]
</instances>
